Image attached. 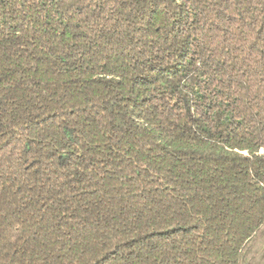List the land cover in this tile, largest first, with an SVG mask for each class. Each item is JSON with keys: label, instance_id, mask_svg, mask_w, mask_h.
Instances as JSON below:
<instances>
[{"label": "trees", "instance_id": "trees-1", "mask_svg": "<svg viewBox=\"0 0 264 264\" xmlns=\"http://www.w3.org/2000/svg\"><path fill=\"white\" fill-rule=\"evenodd\" d=\"M0 264H264V0H0Z\"/></svg>", "mask_w": 264, "mask_h": 264}]
</instances>
